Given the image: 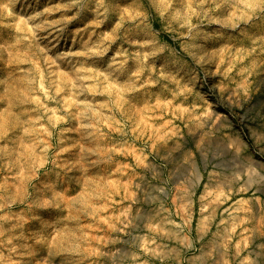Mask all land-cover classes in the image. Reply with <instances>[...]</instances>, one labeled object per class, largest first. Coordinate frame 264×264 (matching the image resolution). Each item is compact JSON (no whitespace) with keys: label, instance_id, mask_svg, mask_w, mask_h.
Instances as JSON below:
<instances>
[{"label":"rangeland","instance_id":"1","mask_svg":"<svg viewBox=\"0 0 264 264\" xmlns=\"http://www.w3.org/2000/svg\"><path fill=\"white\" fill-rule=\"evenodd\" d=\"M0 264H264V0H0Z\"/></svg>","mask_w":264,"mask_h":264}]
</instances>
